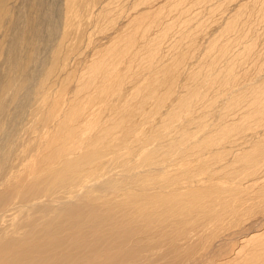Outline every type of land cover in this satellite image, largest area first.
<instances>
[{
	"label": "bare ground",
	"instance_id": "bare-ground-1",
	"mask_svg": "<svg viewBox=\"0 0 264 264\" xmlns=\"http://www.w3.org/2000/svg\"><path fill=\"white\" fill-rule=\"evenodd\" d=\"M147 1L0 0V264H264V0H199L182 82Z\"/></svg>",
	"mask_w": 264,
	"mask_h": 264
},
{
	"label": "rangeland",
	"instance_id": "rangeland-1",
	"mask_svg": "<svg viewBox=\"0 0 264 264\" xmlns=\"http://www.w3.org/2000/svg\"><path fill=\"white\" fill-rule=\"evenodd\" d=\"M123 2H124V4H125V2H126V4H127V7L128 8H130V6H132V4L135 2V0H126V1H124V0H122ZM185 1V2H184ZM198 1L199 0H181V2H179V1H177V2H173V3H171V4H174V3H176V5H169V6H165L164 7V12H163V14L160 16V18H161V20L163 21V23H161V26H160V28H162V27H164V26H166V28H168L169 27V35H168V37L167 38H165V40L164 41H162L163 43H159V44H161L160 45V53H161V55H163L165 52V56L163 55V59L166 57V59H164V60H168L169 61V63L170 64H172L171 62H173V60L175 59V57H173V56H175L176 54H175V50L174 49H168L167 48V44H166V41H167V43L168 42H170L171 41V39H172V43H174V45H176V44H179V49H184V48H189V46H188V43L187 44H185L186 42L185 41H182V40H178L179 39V37H180V33H179V30H181V29H187V26H188V29L189 30H198V29H203V30H199L198 31V33L196 34V39H197V41H198V43H200V45H199V47L200 48H195V49H197V50H194V52H195V54H194V52H192L193 53V55H192V53H191V55L192 56H189L190 57V59L188 60H186V62H185V64L184 65H182L181 66V68L184 70V73H182L179 77H178V81H180V82H182L183 81V78L186 80V76H187V74L189 73V72H191V71H193V70H201V72H202V74H204V73H206V75H207V77H209V76H211V75H216L215 73H217V75L218 76H220V74H222L223 73V69H222V66L224 65V61H223V63H217L216 65L217 66H215L214 65V67H211V69L213 70H211L210 68H207L206 70H203V68H201V58H202V54H200L201 52H199L200 50L202 51V50H204V54H205V56L204 57H207L209 60H214V59H216V60H219V56H218V53H214V52H207V50L206 49H204V48H201V47H204L203 46V43L205 42L204 41V38H209L212 34H214V30L215 29H217V22H218V20H220L221 18V14H222V10L224 9V7L223 6H221V7H219V8H214V9H212L210 12H208V10H209V7L211 6V4H214V2H202V3H199L198 4ZM194 2V3H193ZM142 4L139 6V8L138 9H140L141 11H143L144 9H146L148 6H152V5H155V4H157L156 5V7H159L160 5L158 4V0H148L147 2H141ZM122 5V4H118L119 6L117 7V5H116V7L114 6V8L117 10V8H118V10L120 9V8H122V6L124 7L125 5ZM178 4V5H177ZM120 5H122L121 7H120ZM210 5V6H209ZM208 6V7H207ZM120 7V8H119ZM181 7V8H180ZM205 9V10H204ZM215 11V12H214ZM208 12V13H207ZM214 13V14H213ZM202 15V16H201ZM204 15V16H203ZM208 16V17H207ZM188 17V18H187ZM191 17V18H190ZM199 17V18H198ZM202 17H204V18H202ZM153 18H155V16H151L150 18H149V20H151V19H153ZM195 18H198V19H195ZM186 19H189L188 21H186ZM193 20H195V23H190V22H194ZM197 20H199V21H197ZM186 21V22H185ZM190 21V22H189ZM214 21V22H213ZM174 24V25H173ZM182 26H181V25ZM185 24V25H184ZM193 24V25H192ZM199 24V25H198ZM213 24V25H212ZM204 25V26H203ZM191 26H193V28H189V27H191ZM205 26H206V29H204L205 28ZM183 27V28H182ZM102 28V26H98L95 30H93L92 31V34H90V39L91 40H99L101 37H102V35H103V30L101 29ZM156 30L158 31V28H156ZM206 30V31H205ZM203 31V32H202ZM202 32V33H201ZM262 32H264V28H263V30H262ZM261 32V33H262ZM171 33V34H170ZM201 34L204 36H201ZM206 34V35H205ZM263 35H264V33H262ZM94 37H93V36ZM178 35V36H177ZM200 35V36H199ZM264 37V36H263ZM262 37V38H263ZM87 38H89V36L87 37ZM153 38L154 37H150V39L149 40H153ZM158 38H160V37H158ZM86 39V38H85ZM84 39V41H85V43H83L84 44V46H85V44H86V42H88V39L87 40H85ZM178 40V41H177ZM158 41V39H157V37L155 38V40L152 42L153 44L154 43H158L157 42ZM261 41H262V43H261ZM263 41H264V38L263 39H261V40H258V43H257V45L260 43V45H258L259 46V48H257L256 50H257V52H255L254 53V56L253 55H251V56H249V57H247V58H245L244 60L243 59H241V57L239 58L238 56L236 57L237 59H239L238 61H239V63L236 65V68H235V72L238 70V76H240V75H242L243 74V72L245 71L244 70V68L246 69H248L250 72H253V74L252 75H254V74H256L257 73V71H259V70H261V69H264V43H263ZM177 42V43H176ZM180 42V43H179ZM184 42V43H183ZM176 43V44H175ZM83 44H81V46H83ZM263 46H262V45ZM163 45V46H162ZM180 45H181V47H180ZM83 46V47H84ZM149 48L150 47H148L146 50H145V52L147 51V50H149ZM261 48H263V49H261ZM261 49V50H260ZM166 50V51H165ZM181 51H183V52H187L186 50H181ZM148 52V51H147ZM196 52H198L197 53V55H196ZM201 55V57H200V55ZM213 54H214V56H213ZM256 54V55H255ZM259 54V55H258ZM232 54L230 53V57H232L231 56ZM235 55V54H234ZM261 55V56H260ZM212 56H213V58H212ZM129 59H128V58ZM126 58H125V60H128L127 62H131V61H133L132 59H131V57L130 56H127ZM147 57H148V55H147ZM194 57V58H193ZM198 57V58H197ZM216 57V58H215ZM257 57V58H256ZM167 58H169V59H171V60H169V59H167ZM193 58V59H192ZM235 58V57H234ZM233 58V59H234ZM256 58V59H255ZM190 61H192L191 63H190ZM245 61H246V63H245ZM249 61V62H248ZM253 61H256L255 62V66L253 65ZM222 62V61H221ZM241 62V63H240ZM251 62V63H250ZM188 63H190V64H188ZM199 63V64H198ZM127 64V63H126ZM169 64V65H170ZM191 64H192V66H191ZM194 64V65H193ZM243 64V66H241ZM247 64V65H246ZM250 64V65H249ZM250 67H249V66ZM122 66H124L123 68H122ZM120 68L121 69H127L126 67H125V65L123 64ZM256 68V69H254V67ZM259 66V67H258ZM238 67V68H237ZM242 67V68H241ZM252 68H253V70H252ZM259 68V69H258ZM208 69H210V70H208ZM237 69V70H236ZM241 69H243L244 71H242V72H240L241 71ZM149 70V69H148ZM187 70V71H186ZM208 71L209 72H213V73H208ZM186 72V73H185ZM246 72V71H245ZM199 74L200 75H202L200 72H199ZM209 75V76H208ZM180 78V79H179ZM237 138V137H236Z\"/></svg>",
	"mask_w": 264,
	"mask_h": 264
}]
</instances>
